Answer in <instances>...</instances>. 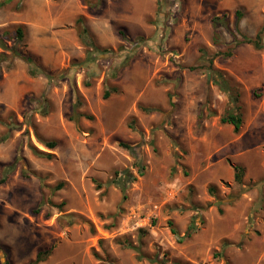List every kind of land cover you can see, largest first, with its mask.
Returning a JSON list of instances; mask_svg holds the SVG:
<instances>
[{"label": "rangeland", "instance_id": "rangeland-1", "mask_svg": "<svg viewBox=\"0 0 264 264\" xmlns=\"http://www.w3.org/2000/svg\"><path fill=\"white\" fill-rule=\"evenodd\" d=\"M260 30L262 50L243 42ZM14 48L44 74L1 66L19 128L0 124V264H264V0H0V56Z\"/></svg>", "mask_w": 264, "mask_h": 264}, {"label": "trees", "instance_id": "trees-1", "mask_svg": "<svg viewBox=\"0 0 264 264\" xmlns=\"http://www.w3.org/2000/svg\"><path fill=\"white\" fill-rule=\"evenodd\" d=\"M236 17H237V19L240 18L239 12H236ZM224 19H225V16L215 17L212 20V25H213L212 27L214 29V35H216L215 30L218 27H221V26L225 25ZM87 35H88L87 30L85 28H82L81 37L83 39H86ZM14 39H15V41L16 40L21 41L23 39V29L21 27H18L15 30ZM243 42L248 43V44H252L253 47L256 50H262L263 49V46H262V42H263L262 31L260 30L256 34L254 39H249V38H245L244 37L243 38ZM239 43H242V42H239ZM94 49L95 50H99L96 47ZM227 55L230 56V54H227ZM13 58H19L20 60L26 62L29 65V75L30 76H36L38 74L37 71H41V74H44V72L39 67H37V65L34 62V58L32 56L21 54L17 50V48L13 49L12 55L9 56V57L5 56V55H1L0 56V74H1V66H2V64L6 62V63H8V65H11V63L13 61ZM210 71L212 72V70H210ZM215 72L217 73L218 83H220V82L223 83L224 84V89L226 91H232L233 87L229 84V82L222 75V73L219 72V71H215ZM44 97L45 96H43V99H42V102H44L42 108H45V106H46ZM107 97H108V94H104V98H107ZM230 99L234 103V106L232 107V110L229 113H227L225 116H222L220 118V122L222 124L231 125L233 127V132L235 134H237V133H239V131L241 129V126H242V122H243L242 114L239 112V107L237 106V103L239 102V96H237V95L233 96V94H230ZM142 110L146 111V112L154 111V109H151V108H142ZM34 113H37V111H34L31 108H28L26 110V112L23 114V123L30 125L31 119H32V116H33ZM39 113L40 114H46V110H43V111H41ZM202 122H203V115L200 113L198 118H197L198 126H201ZM0 124L8 127V134L13 129H18L19 128V126H17V124L14 121H11L10 123H6V122H2L0 120ZM6 138H7V134H6V136H3V138L0 139V142L4 141ZM37 140L48 151H53L58 146V142L55 141V140H43V139H41L38 136H37ZM120 146L123 147L124 149L130 151L132 154H134V148L133 147H131V146L125 144V143L120 144ZM30 149H31L32 153L34 155H36V156L43 157V158H46V159H49V160L54 157L53 154L38 150L34 146H30ZM15 165L16 164L14 162L8 167L11 172L15 169V167H16ZM138 170H139V175L142 176L143 175V168L139 167ZM233 171H234V182L240 184L242 182V178H243V175H244V169L242 167H240V166H234L233 167ZM125 175H126V173L124 172V175H122L120 178H118L115 181V183L121 188L122 191H125L126 190V184L129 181L133 180V178L130 177L131 178L130 179L129 176H125ZM7 177H8L7 173L3 174V176L0 179V185L6 183ZM60 188H61V185L56 186V189H60ZM209 191L213 193V189L210 188ZM54 206L59 211H61V209L63 207V204H58V205H54ZM168 226L170 227L171 233L173 235L177 236L178 232L174 228L172 222H168ZM192 230H194V225L193 224L190 226L189 230H187V232L185 234L186 238H189L191 236ZM50 253H51V249L40 250V251L37 252V254L35 256V259L30 261V262H28L27 264H39V263H42V262H44L47 259V257L50 255ZM95 256L97 257L96 254H95Z\"/></svg>", "mask_w": 264, "mask_h": 264}]
</instances>
